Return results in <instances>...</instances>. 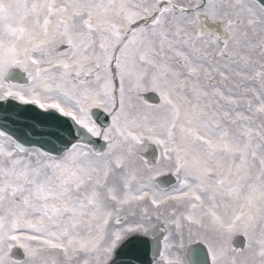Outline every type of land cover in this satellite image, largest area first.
Masks as SVG:
<instances>
[{"label": "snow or ice", "instance_id": "6c2138e0", "mask_svg": "<svg viewBox=\"0 0 264 264\" xmlns=\"http://www.w3.org/2000/svg\"><path fill=\"white\" fill-rule=\"evenodd\" d=\"M0 264H264V0H0Z\"/></svg>", "mask_w": 264, "mask_h": 264}, {"label": "water", "instance_id": "95a60500", "mask_svg": "<svg viewBox=\"0 0 264 264\" xmlns=\"http://www.w3.org/2000/svg\"><path fill=\"white\" fill-rule=\"evenodd\" d=\"M33 115H34V113H27V114H26L27 117H31V116H33Z\"/></svg>", "mask_w": 264, "mask_h": 264}, {"label": "bare ground", "instance_id": "6f19581e", "mask_svg": "<svg viewBox=\"0 0 264 264\" xmlns=\"http://www.w3.org/2000/svg\"><path fill=\"white\" fill-rule=\"evenodd\" d=\"M237 237H238V236H237ZM234 246L237 247L238 249L243 248V247L237 246L235 243H234ZM245 246H246V245H245ZM245 246H244V247H245Z\"/></svg>", "mask_w": 264, "mask_h": 264}]
</instances>
